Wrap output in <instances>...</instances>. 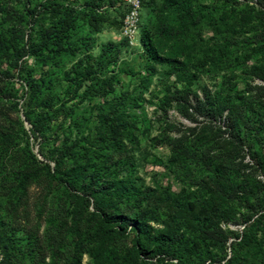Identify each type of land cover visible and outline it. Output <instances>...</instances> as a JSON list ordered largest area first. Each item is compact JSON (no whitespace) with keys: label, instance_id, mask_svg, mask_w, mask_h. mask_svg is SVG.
I'll use <instances>...</instances> for the list:
<instances>
[{"label":"rangeland","instance_id":"374dc122","mask_svg":"<svg viewBox=\"0 0 264 264\" xmlns=\"http://www.w3.org/2000/svg\"><path fill=\"white\" fill-rule=\"evenodd\" d=\"M236 1L193 3L205 14L192 30L196 48L230 35ZM141 2L149 0H0V264H95L90 250L106 245L124 261L136 241L129 224L112 241L96 234L94 199L51 177L57 156L62 169L77 157L87 178L97 170L112 181L109 212L174 236L168 257L129 264H264V240L226 262L264 199V171L247 149L264 152V49L239 43L214 66L199 51L183 68L148 62L140 29H154L159 13ZM67 15L74 24L63 37L43 38ZM230 104L241 151L226 158ZM179 136L188 155L171 163Z\"/></svg>","mask_w":264,"mask_h":264},{"label":"trees","instance_id":"16d2710c","mask_svg":"<svg viewBox=\"0 0 264 264\" xmlns=\"http://www.w3.org/2000/svg\"><path fill=\"white\" fill-rule=\"evenodd\" d=\"M197 0H162L160 4H155L154 0L149 2L138 3L142 8L154 11L157 10L158 22L154 29L146 26L140 29V45L146 60L151 63H165L174 68L185 67L191 63L193 57L200 52V59L208 65H216L222 61V57L229 53L232 46L239 43L251 45L253 50L262 52L264 49V8L259 6H248L245 0L242 3L238 1L231 9L234 15V28L229 30L230 35L221 38H213L214 45H203L197 47L195 39L191 36L193 28L205 18V14L197 12L193 9V3ZM243 4V8L238 5ZM91 20L94 18L91 17ZM74 24V18L68 15L61 21V26H50L42 30L43 38L55 42L59 37H63L65 32ZM238 35H235V34ZM241 33L243 35H241ZM56 37V38H55ZM1 40V38H0ZM219 43V44H218ZM47 44V42L45 43ZM81 75H84L82 73ZM108 87H102L98 90L101 95L108 93ZM228 110L227 124L225 132L227 133L228 151L223 154L224 157H231V154L241 151V143H238L239 137L234 132V126L238 118L236 107L234 105L226 106ZM194 110L200 114H205V109L200 104H195ZM223 110V109H222ZM216 108H211L213 117H216ZM36 129L42 131L40 126ZM193 133V129L188 130ZM199 138L200 135H197ZM185 136L172 138L170 144L169 161L176 163L183 160L188 155L187 148L182 143ZM238 140V141H237ZM251 157L255 159V163L259 164L264 171V152L255 148L247 147ZM67 150V149H66ZM66 154V151L63 152ZM62 154V155H63ZM63 156L54 158V169L51 177L64 183L70 190L82 191L86 196L84 202L88 203L90 198L94 199L93 209L94 215L97 216L96 234L107 235L109 241H112L119 234L120 229L132 225L136 230L137 239L131 249L128 251L124 261L119 260L114 250L109 246H96L90 250L89 255L93 258L95 264H129V260L136 259L141 261L151 260L159 255L168 257L170 245L174 240V236H162L160 234L150 235L149 225L141 219L129 218L128 216H118L115 212H109L111 203L106 199L108 191L107 186L112 185V181L108 180L97 170H93L88 176L85 167L78 158L65 166ZM207 171H214L210 166ZM59 175V176H58ZM210 193H214V183L206 186ZM77 200L76 196L74 197ZM259 210L257 216L243 228L241 235L236 241H231V256L226 260L230 263L235 260H244L246 258V249L253 243L264 240V199L257 202ZM76 218H72L71 227L76 228ZM107 227L109 228L107 230ZM107 230V231H106ZM231 232H229L230 234ZM260 233L259 239L257 237ZM207 238L220 242L221 239L212 231L205 232ZM174 235V233H173ZM166 259V258H165ZM168 259V258H167Z\"/></svg>","mask_w":264,"mask_h":264}]
</instances>
